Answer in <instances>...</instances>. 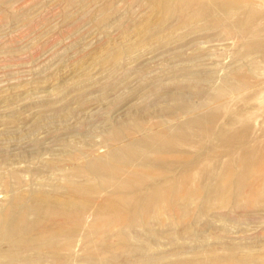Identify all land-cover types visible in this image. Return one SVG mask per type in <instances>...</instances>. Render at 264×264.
Instances as JSON below:
<instances>
[{
	"label": "rangeland",
	"instance_id": "374dc122",
	"mask_svg": "<svg viewBox=\"0 0 264 264\" xmlns=\"http://www.w3.org/2000/svg\"><path fill=\"white\" fill-rule=\"evenodd\" d=\"M0 264H264V0H0Z\"/></svg>",
	"mask_w": 264,
	"mask_h": 264
}]
</instances>
